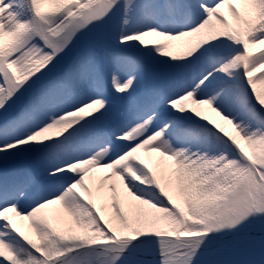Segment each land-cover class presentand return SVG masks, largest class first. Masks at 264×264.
<instances>
[{"label":"snow or ice","instance_id":"1","mask_svg":"<svg viewBox=\"0 0 264 264\" xmlns=\"http://www.w3.org/2000/svg\"><path fill=\"white\" fill-rule=\"evenodd\" d=\"M0 264H264V0H0Z\"/></svg>","mask_w":264,"mask_h":264},{"label":"bare ground","instance_id":"2","mask_svg":"<svg viewBox=\"0 0 264 264\" xmlns=\"http://www.w3.org/2000/svg\"><path fill=\"white\" fill-rule=\"evenodd\" d=\"M221 123H223V122H221ZM225 127L228 128V130H230V126L225 125ZM22 223L26 225L27 222H22ZM25 230H27V229H25Z\"/></svg>","mask_w":264,"mask_h":264}]
</instances>
